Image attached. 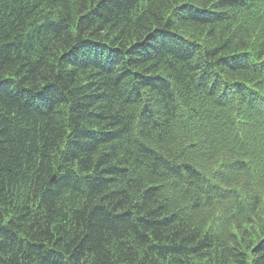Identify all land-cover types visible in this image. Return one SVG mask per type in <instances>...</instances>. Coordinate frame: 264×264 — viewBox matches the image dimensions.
Instances as JSON below:
<instances>
[{"label": "trees", "instance_id": "obj_1", "mask_svg": "<svg viewBox=\"0 0 264 264\" xmlns=\"http://www.w3.org/2000/svg\"><path fill=\"white\" fill-rule=\"evenodd\" d=\"M264 0H0V264H264Z\"/></svg>", "mask_w": 264, "mask_h": 264}, {"label": "rangeland", "instance_id": "obj_2", "mask_svg": "<svg viewBox=\"0 0 264 264\" xmlns=\"http://www.w3.org/2000/svg\"><path fill=\"white\" fill-rule=\"evenodd\" d=\"M262 214H264V212H262ZM260 218L258 219V222L256 221L253 225H250V227H248L247 229L249 230L250 228H252V227H254L255 226V224H259V223H263V218H262V215L260 214ZM256 227V226H255Z\"/></svg>", "mask_w": 264, "mask_h": 264}]
</instances>
